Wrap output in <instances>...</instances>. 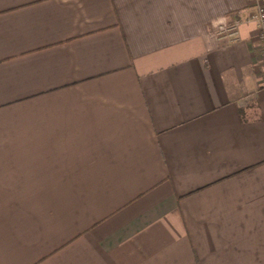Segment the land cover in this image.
Returning a JSON list of instances; mask_svg holds the SVG:
<instances>
[{"label":"crops","instance_id":"0c3cea01","mask_svg":"<svg viewBox=\"0 0 264 264\" xmlns=\"http://www.w3.org/2000/svg\"><path fill=\"white\" fill-rule=\"evenodd\" d=\"M249 6L0 0V264H264Z\"/></svg>","mask_w":264,"mask_h":264},{"label":"built area","instance_id":"2783aa9c","mask_svg":"<svg viewBox=\"0 0 264 264\" xmlns=\"http://www.w3.org/2000/svg\"><path fill=\"white\" fill-rule=\"evenodd\" d=\"M250 6L246 12H237L231 21L217 26L215 34L219 40L226 43L237 42L240 39V27L251 24L255 27L260 44L259 57L264 66V0H249Z\"/></svg>","mask_w":264,"mask_h":264}]
</instances>
